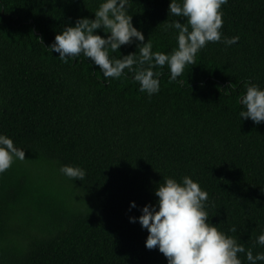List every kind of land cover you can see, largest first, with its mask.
<instances>
[{"label": "trees", "instance_id": "1", "mask_svg": "<svg viewBox=\"0 0 264 264\" xmlns=\"http://www.w3.org/2000/svg\"><path fill=\"white\" fill-rule=\"evenodd\" d=\"M100 2L0 0V133L25 153L0 172V264H166L129 216L155 203L165 176L183 175L206 190L211 223L264 252L255 243L264 228V121L239 117L245 81L264 87V0L221 5L222 38L239 39L207 42L176 80L165 64L150 97L127 69L106 78L82 53L62 61L47 47L65 25L94 18ZM168 3L127 8L154 51L170 52L175 30L165 24L184 22ZM134 51L135 40L109 55ZM61 164L86 174L69 178Z\"/></svg>", "mask_w": 264, "mask_h": 264}, {"label": "clouds", "instance_id": "2", "mask_svg": "<svg viewBox=\"0 0 264 264\" xmlns=\"http://www.w3.org/2000/svg\"><path fill=\"white\" fill-rule=\"evenodd\" d=\"M227 0H169L167 13L175 17L165 24V30H175L176 46L170 52L154 51L152 42L145 40L141 30L132 23L127 8L130 0H101L94 18L78 17L57 31L47 46L64 61L83 54L99 66L104 77H120L127 69L138 82L139 90L149 97L159 90L160 68L167 64L169 80H176L185 65L194 64L196 53L207 42L220 41L225 45L235 43L239 37H223L221 5ZM102 28L107 35L94 31ZM137 41V51L117 58L109 55L121 45ZM243 106L240 118H250L254 123L264 121V87L245 81V91L239 98ZM14 159H25L24 148L14 144L12 138L0 133V172L11 166ZM59 171L69 178L82 179L85 169L79 165L61 164ZM156 201L140 207L138 216H129L147 229L146 248L156 247L166 258V264H242L238 253H243L250 264L264 261V252L245 249L237 239L217 228L209 221L205 209L208 194L198 181L189 175L179 180L165 176L154 189ZM129 206L135 207V201ZM232 225L229 232H234ZM255 243L264 245V228L255 237Z\"/></svg>", "mask_w": 264, "mask_h": 264}]
</instances>
